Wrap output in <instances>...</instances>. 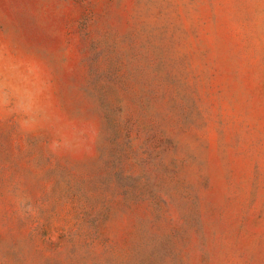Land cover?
<instances>
[{
	"label": "rangeland",
	"instance_id": "1",
	"mask_svg": "<svg viewBox=\"0 0 264 264\" xmlns=\"http://www.w3.org/2000/svg\"><path fill=\"white\" fill-rule=\"evenodd\" d=\"M0 264H264V0H0Z\"/></svg>",
	"mask_w": 264,
	"mask_h": 264
}]
</instances>
